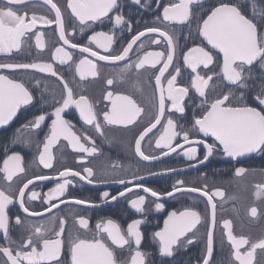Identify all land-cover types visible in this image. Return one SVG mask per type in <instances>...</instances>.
Returning a JSON list of instances; mask_svg holds the SVG:
<instances>
[{
	"label": "flooded vegetation",
	"instance_id": "flooded-vegetation-1",
	"mask_svg": "<svg viewBox=\"0 0 264 264\" xmlns=\"http://www.w3.org/2000/svg\"><path fill=\"white\" fill-rule=\"evenodd\" d=\"M219 0H193L189 6L192 16L189 21L178 23L176 21H164L163 9L171 3H179V0H141V4L133 3V0H117L118 7L109 12L108 16L102 17L95 22L88 21L81 24L79 19L68 7V0H52L61 11L65 37L71 42L81 47L87 46L96 53L82 52L80 47L71 48L60 39L59 29L56 20L55 9L46 0H23V3L15 6L19 15L24 16L25 24L29 27L25 29V34L20 37V46L12 48L10 51H0V63L10 64H52L57 76H52L48 72H40L37 69H2L0 74L8 76L17 82H22L32 95V101L27 105H22L18 109L16 116L8 124L0 126V189L13 196L14 202L6 209L9 216L8 241H5L3 230H0V246L10 247L13 255L15 251L27 240L30 233H34V227H40L46 238L56 239L55 232L60 230L59 218L65 220L64 231L60 237L64 241L61 247V255L58 261H41L40 264H71V253L69 239L76 237L92 240L97 234V223L106 222L112 219L117 222L126 233L127 225L134 219H142L139 226L142 233L140 251L145 253V264H202L203 255L206 253L208 230L213 231V252L210 257V264H240L236 259L237 249L233 248L228 240L227 229L223 226V221L227 220L231 224V231L237 238L244 237L249 243L242 245L239 252L244 254L251 251L250 264H264V249L257 247L252 250V243L264 239V192L257 196V185H264V152L257 151L237 157L233 160L223 154L222 147L216 142V150L213 155L203 164L197 163L205 154L203 144H185L182 137L172 141V146L182 144V148H176L175 152L168 155H161L168 149L156 147V140L163 134L164 126L168 117H172L177 123L176 131L191 130L194 123V115L200 117L207 111L209 105L202 104L204 97H201L192 87L193 77L199 73L208 81L205 92L208 101L225 94L230 95V101H226L224 106L257 107V110L264 107L255 100V93L259 90L262 73L257 64L253 68V80L247 81L252 87L239 89L225 79L223 74V55L212 49L210 45L199 35L198 17L206 18L210 7L215 6ZM236 2V0H232ZM255 16L251 3L242 5L244 13L253 18L258 23V40L264 42V0H255ZM0 6H6V0H0ZM117 13L123 14L125 23L116 25L114 17ZM35 16L36 23L32 26V18ZM52 21L45 24L43 19ZM159 18V19H158ZM131 25L129 30L128 25ZM202 23V19L199 20ZM147 27H159L166 29L173 37L175 51L172 63L169 65L164 76L161 78V87L164 89L165 114L162 122L157 125L152 132L148 133L141 142V150L147 155L159 157L156 160H144L135 150L136 139L140 133L155 122V117L159 112L160 91L157 87L156 75L163 67V62L167 58V41L159 36V33H145L130 50L129 55L122 61L101 60L99 56L119 54L123 47H126L132 36L144 31ZM83 29V31H81ZM103 32L112 36V42L106 52L103 47H98L97 42L90 41L95 33ZM44 47H37V34ZM160 40V43H153V40ZM99 44H107L102 36L96 37ZM143 45V47H141ZM194 47H205L211 50L213 62L205 67L198 64L197 72L184 62V54ZM57 48H63L71 55V59H65L62 63L60 59H53L54 54L62 58V53H56ZM163 52L164 55L155 67L151 61L154 57H148L149 62L141 69L135 68V63L143 58L147 53ZM192 55H198L193 53ZM82 60L90 63L81 64ZM131 64L132 67H126ZM93 65L95 67H93ZM79 66V71H78ZM179 67V75L176 68ZM247 67V66H245ZM177 75L176 86L187 87L188 95L181 102L185 107L184 113H178L171 108L172 101L168 99L167 80L171 76ZM58 77H62L72 89L73 97L78 99L85 96L92 106L93 112L97 116V121L101 124V132L95 129V123L88 125L84 123L79 115V110L75 105L61 114L62 118L72 125L71 131L80 137V142L86 147L96 148V152L91 155L76 150L68 140L61 136L50 146L51 164L45 168L40 163V154L47 143V137L51 136V125L55 116L52 115L55 107L63 103L66 97L64 83ZM113 81L111 84L108 81ZM241 91L244 92L243 99L240 98ZM118 96H128L141 108V112L131 123L108 124L104 121L105 112L111 113L114 103L119 107L123 101L117 99ZM40 114L46 116L39 128L32 127L29 123L34 121V117ZM102 133V134H101ZM84 135H88L94 141L90 143L84 140ZM193 139H203L206 143H213L214 138L205 137L198 130L193 132ZM189 147H196L197 158L189 161L184 155ZM14 154H18L19 162L9 161V169L14 172L12 179L6 178L5 160ZM47 158V157H46ZM18 163L19 167L13 165ZM189 165H195L189 167ZM243 167L246 172L241 176H236L235 169ZM84 168L93 169L94 176L90 179H104L107 183L89 184L80 180L79 177L68 176L72 183L68 185L63 197L50 201L58 207L52 208L51 212H45L48 204H44V195L55 187L58 174L65 169L79 171L81 175H87ZM23 169V171H20ZM175 169L176 171H166ZM157 173V175H149ZM44 175L51 177L48 180H36L35 177ZM143 176V180H134L133 176ZM124 179L126 184L115 183L114 181ZM33 180L32 184L25 189V203L30 211L42 212L43 215L30 216L25 213L16 201L19 196V189ZM177 180L184 181V187H197L207 191L210 195L219 190L222 195H213L212 203L208 197L200 192H176L173 196L161 195L159 199L151 197L150 193H145L143 188L135 187L136 184H143L145 187L156 190L158 193L172 191ZM131 181V183H127ZM125 187L131 189L124 197H118L116 201L107 203L100 201V193L108 191L110 195H116L123 191ZM177 187H180L177 185ZM35 191L38 197L35 200H28L27 195ZM138 195L146 198L143 205V212H136L129 201ZM74 199L91 200L97 203L98 207H89L85 204H76ZM60 200L67 201L60 203ZM155 203H162V209H156ZM215 205L213 210L212 205ZM255 207L257 213L251 214V209ZM186 209H191L199 213L200 222L192 233H188V238L193 239V243L186 246H174V255L162 257L159 254L160 242L154 237V233L162 231L164 221L169 213H177ZM213 211L215 222L213 223ZM16 217L22 221L16 223ZM56 217L55 221L51 218ZM85 218L88 227L79 225L78 219ZM34 226V227H30ZM101 236L107 240L106 233L101 232ZM183 239V238H182ZM33 240H36L33 234ZM107 243L113 248L118 264L123 261H130L136 245L133 243L131 249L127 246L119 248ZM30 251V249H27ZM38 250L42 251V242H38ZM7 257L0 252V264H6ZM10 264V262H8ZM21 264H27L22 261Z\"/></svg>",
	"mask_w": 264,
	"mask_h": 264
},
{
	"label": "snow or ice",
	"instance_id": "snow-or-ice-1",
	"mask_svg": "<svg viewBox=\"0 0 264 264\" xmlns=\"http://www.w3.org/2000/svg\"><path fill=\"white\" fill-rule=\"evenodd\" d=\"M47 3L51 4L52 8L56 12L55 23L58 26L60 39L64 41V44L69 45L71 48L80 47L82 52H90L91 55L97 56L98 53L92 51L90 47L79 46L75 43H71L65 37V30L63 26V20L61 17V11L52 0H46ZM23 3V0H6V6H0V51H10L12 48H18L20 46V37L25 34V29L29 26L25 24L24 16L19 15L15 6ZM135 4H141V0H133ZM193 0H179V3H171L163 9V20L164 21H176L178 23H184L190 20L192 12L190 5ZM245 3H251L253 9V16H255V0H219V2L210 7L207 12L206 18L198 17V31L199 35L207 41L208 45H211L212 49H217L223 54V74L231 84L236 85L239 89H246L252 87L247 81L253 80V68L258 64L259 69L262 73L260 78L259 90L255 93V100L259 105L264 106V42L258 40L260 33L258 32V23L254 22L253 18H249L243 11L242 5ZM68 7L71 8L72 13L79 19L81 24H86L88 21H97L102 17L108 16L109 12L118 7L117 0H68ZM36 17L32 18V26H35ZM43 19L45 24H50L52 21ZM159 19V18H158ZM202 19V23L199 20ZM116 25H123L125 17L121 13H117L114 17ZM260 23H264L261 20ZM131 30V25H128ZM83 31V29H81ZM145 33H159L160 37H163L167 41V58L163 62V67L160 68L159 74L156 75L155 79L157 87L160 91L159 100V112L155 117V122L151 123L149 127H146L140 136L136 139L135 150L142 159L156 160L159 157L155 155H147L141 150V142L144 137L152 132L158 124L162 122V117L165 114V97L164 89L161 87V78L164 76L169 65L173 61L175 44L174 37L166 30L159 27H147L144 31L137 33L132 36L126 47H123L122 52L119 54H111L99 56L101 60L110 61H122L128 55L133 45L145 35ZM102 36L107 41V44L101 45L96 41V37ZM90 41L97 42L98 47H103L104 50L108 51V46L112 42V36L107 35L103 32L95 33L92 37H89ZM153 43H160V40H153ZM37 47L43 48V42L40 39V34H37ZM143 47V45H141ZM56 53H62V58L54 54L53 59H60L63 63L65 59H71V55L64 51L63 48H57ZM193 53L198 55H192ZM163 52L147 53L143 58L139 59L135 63L136 69H141L146 63L149 62L148 57H154L150 63L152 67H155L157 63H160L163 57ZM184 62L187 66L192 69V72H197L198 64H203L207 67L213 62V56L211 50H206L205 47H194L189 49L188 53L184 54ZM81 64L90 63V61L82 60ZM247 66V67H245ZM93 67H95L93 65ZM126 67H132L131 64ZM2 69H37L40 72H48L52 76H57L52 64L50 63H33V64H10L0 63ZM79 71V66H78ZM180 69L176 68V74L179 75ZM177 75L171 76L167 80L168 85V99L172 101L171 108L169 111L175 110L178 113H184L185 107L181 103L185 96L188 95L189 89L187 87H177L176 79ZM64 83V90L66 97L63 99V103L55 107L52 115L55 119L51 125V136L47 137V143L44 145V150L40 154V163L45 168L52 166L51 164V153L50 146L54 144L61 136L68 140L73 147L80 151L91 155L96 152V148H88L80 142V137L71 131L72 125L69 121L62 118V113L65 109L69 108L70 105H75L79 110V115L84 123L92 125L97 121V116L92 110V106L89 104L88 99L85 96H80L78 99L73 97L72 89L69 88L67 82L63 81L62 77H58ZM212 77L209 76L205 79L203 76L197 73L192 79V87L195 88L196 92L201 97H204L202 104L209 105L207 111L200 117L194 115V123L192 124L191 130L176 131L177 123L172 117H168L167 123L164 126L163 134L156 140V147L162 149H168L161 155H168L169 152H175L176 148H182V144H176L172 146V141L178 137H182L185 144H203L205 148V154L202 159L197 160V163L203 164L209 159V156L213 155L216 150V142L222 147L223 154L226 157H230L235 160L237 157L244 156L248 153H254L257 151L264 152V107L257 110V107H250L247 105L242 106H224L226 101H230V95L225 94L221 97H217L212 101H208L205 92V87L208 85V81ZM113 81L109 80L111 84ZM244 92L241 91L240 98L243 99ZM33 97L29 90L25 87L22 82H17L10 79L6 75L0 74V126L8 124L9 121L16 116L18 109L22 105H27L32 101ZM118 100L123 101L119 107L114 103L111 113L105 112L103 115L104 121L108 124L113 123H128L131 124L136 116L142 111L137 106L134 100L128 96H118ZM46 116L40 114L34 117V121H30L32 127L39 128L41 123L45 121ZM95 129L97 132H101V124L95 123ZM198 130L205 137L211 136L214 138L213 143H206L203 139H193L192 134ZM102 134V133H101ZM84 140L94 144L92 138L88 135H84ZM183 155L189 160H195L197 158L196 147H189L183 151ZM47 157V158H46ZM21 157L18 154H14L5 160V168L3 169L7 176L6 178L11 180L13 171L9 169V161L19 162ZM195 165H189L194 167ZM14 168H18L19 165L16 163L13 165ZM23 171V169H20ZM166 171H176L175 169H167ZM84 172L87 175H81L79 171H73L71 169H65L58 174L56 178L59 181L55 184V187L50 189L48 193L44 195V204H48L49 207L45 208V212H51L52 208L58 207L55 203L50 201L63 197L67 191V187L72 183L71 180L67 179L68 176L79 177L80 180L87 181L89 184L93 183H107L106 180H94L90 179L94 176L93 169L84 168ZM246 172L243 167L235 169L236 176H241ZM149 175H157V173H149ZM36 180H48L51 177L39 175L35 177ZM134 180H143V176L135 175ZM119 184H126L124 179L114 181ZM33 180H28L23 187L19 189V196L16 197V201L19 203L20 208L30 216L43 215L42 212L30 211L25 203V189L28 188L29 184H32ZM131 183V181H127ZM179 185L180 187H177ZM135 187L143 188L145 193H150L151 197L159 199L161 195L173 196L176 192H200L202 195L208 197L209 203H212L213 195H222L217 190L211 195L197 187H184L183 180H177L173 185L172 191L167 193H158L156 190L149 187H145L143 184H136ZM131 189L125 187L123 191H120L116 195H110L108 191L100 193V201L107 203L109 199L116 201L118 197H124L126 192ZM264 192V185H257V196H260ZM38 193L35 191L27 195L28 200H35L38 197ZM146 198L143 195H138L135 199L129 201L130 206L136 210V212H143V205L145 204ZM14 198L9 193H6L3 189H0V230H3L5 241H8V230H9V216L6 209L10 204H13ZM65 200H60V203H66ZM72 202L76 204H85L89 207H98L97 203L91 200L74 199ZM156 209H162L164 205L162 203H155ZM213 210L215 205H212ZM257 209L253 207L251 214L255 216ZM53 221L56 217L51 218ZM201 216L198 212L186 209L182 212H171L168 218L164 221V228L162 231L154 233V237L159 239V254L162 257H171L174 255V246H186L187 244L193 243L192 238H188L187 234L192 233L200 222ZM60 230L55 232L56 239L46 238L41 232L40 227H34V233H30L27 240L20 246L19 250L15 251V255L12 253L10 247L0 246V252L7 257V262L10 264H21L22 261H26L27 264H40L41 261H58L61 255V247L64 243L60 239L63 231L65 220L63 217L59 218ZM215 222V214L213 211V223ZM16 223L21 224L22 221L19 217H16ZM78 223L81 227L87 228L88 221L80 217ZM143 223L142 219H134L127 225L126 233L121 229L120 225L112 219H108L106 222H98L97 234L92 240L82 239L76 237L69 239V247L71 253V264H118L115 258L113 248L107 243L111 241V245H115L119 248L127 246L131 249L132 244L136 245V249L131 255L130 261H123L122 264H145V253L140 251V245L142 241V233L140 231V225ZM223 226L227 229L228 240L232 243L233 248L237 249L236 259L240 261V264H250L252 252H246L241 254L239 248L249 243L244 237L237 238L232 234L231 224L229 221H223ZM106 233L107 240L100 233ZM33 234L36 236V240H33ZM183 238V239H182ZM38 242H42L43 250H38ZM257 247L264 249V239H260L256 243H252V250ZM27 249H30L28 251ZM213 252V231L211 228L208 230L207 248L206 253L203 255L202 264H210V257Z\"/></svg>",
	"mask_w": 264,
	"mask_h": 264
},
{
	"label": "water",
	"instance_id": "water-1",
	"mask_svg": "<svg viewBox=\"0 0 264 264\" xmlns=\"http://www.w3.org/2000/svg\"><path fill=\"white\" fill-rule=\"evenodd\" d=\"M203 38V37H202ZM204 39V38H203ZM206 41V40H205ZM206 43H207V41H206ZM211 46V45H210ZM216 51H218L217 49H215ZM222 54V53H221ZM223 55V54H222Z\"/></svg>",
	"mask_w": 264,
	"mask_h": 264
}]
</instances>
